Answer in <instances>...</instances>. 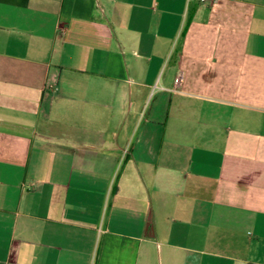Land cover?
<instances>
[{
	"label": "crops",
	"instance_id": "1",
	"mask_svg": "<svg viewBox=\"0 0 264 264\" xmlns=\"http://www.w3.org/2000/svg\"><path fill=\"white\" fill-rule=\"evenodd\" d=\"M0 264H264V0H0Z\"/></svg>",
	"mask_w": 264,
	"mask_h": 264
},
{
	"label": "trees",
	"instance_id": "2",
	"mask_svg": "<svg viewBox=\"0 0 264 264\" xmlns=\"http://www.w3.org/2000/svg\"><path fill=\"white\" fill-rule=\"evenodd\" d=\"M115 188H116V184H115L114 187H113V191L115 190Z\"/></svg>",
	"mask_w": 264,
	"mask_h": 264
},
{
	"label": "built area",
	"instance_id": "3",
	"mask_svg": "<svg viewBox=\"0 0 264 264\" xmlns=\"http://www.w3.org/2000/svg\"><path fill=\"white\" fill-rule=\"evenodd\" d=\"M202 1H205V0H202Z\"/></svg>",
	"mask_w": 264,
	"mask_h": 264
}]
</instances>
